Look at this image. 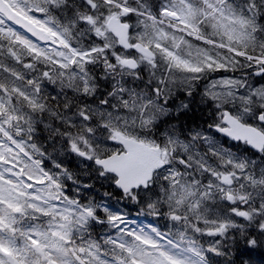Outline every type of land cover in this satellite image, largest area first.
I'll list each match as a JSON object with an SVG mask.
<instances>
[{
    "label": "snow or ice",
    "instance_id": "6c2138e0",
    "mask_svg": "<svg viewBox=\"0 0 264 264\" xmlns=\"http://www.w3.org/2000/svg\"><path fill=\"white\" fill-rule=\"evenodd\" d=\"M264 0H0V264H259Z\"/></svg>",
    "mask_w": 264,
    "mask_h": 264
},
{
    "label": "trees",
    "instance_id": "16d2710c",
    "mask_svg": "<svg viewBox=\"0 0 264 264\" xmlns=\"http://www.w3.org/2000/svg\"><path fill=\"white\" fill-rule=\"evenodd\" d=\"M259 264H264V255L258 257Z\"/></svg>",
    "mask_w": 264,
    "mask_h": 264
}]
</instances>
